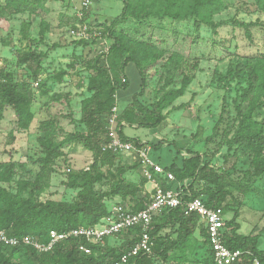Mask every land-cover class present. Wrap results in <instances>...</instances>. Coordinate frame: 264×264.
Returning <instances> with one entry per match:
<instances>
[{"label": "trees", "instance_id": "trees-1", "mask_svg": "<svg viewBox=\"0 0 264 264\" xmlns=\"http://www.w3.org/2000/svg\"><path fill=\"white\" fill-rule=\"evenodd\" d=\"M123 10L106 27L105 34L113 40L108 53L98 56L89 62L88 69L94 74L89 79L87 91L91 94L82 102L81 123L85 131H76L62 136L63 129L57 119L43 121L40 124L41 135L39 144L42 155L36 163L39 171L34 180L18 178L19 174H28L26 164L13 160L0 162V231L9 236H31L42 243L48 241L50 232H70L82 227H92L109 217L111 208L108 200L120 198L122 201H132L133 211L145 208L149 195L145 193L148 181L143 178L140 183L127 179L131 171H140V165L120 163L121 155L112 152L108 120L117 107L118 90H127L130 81L126 69L133 63L141 78V91L135 94L130 106L119 114L117 132L125 142L137 147L150 146L155 150L161 149L165 142L150 143L140 139L130 138L125 132L126 126L158 131L165 128L167 115L165 110L181 109L184 105L174 107L175 102L184 97L187 89L195 79L194 72L199 69V61L190 62L182 53L169 51L161 44L168 45L165 39L147 38L146 35L132 36L131 33L118 30L117 27L135 21L137 23L159 22L172 20L174 22L194 21L198 33L206 26L217 33L225 23H217L214 18L225 8V0H121ZM258 11L264 16V0H254ZM47 0H4L0 5V21L15 15L28 13L36 16L45 11ZM82 8V7H81ZM90 8V7H89ZM89 8H82V17L77 23H88ZM236 27L245 30L248 39L252 40L251 29L260 26L264 31V21L242 22L231 21ZM29 24L22 26V38L30 45L45 42L50 30V24L42 21L40 24V39L30 38ZM139 36V37H138ZM81 44V43H80ZM45 53L28 50L20 53L19 65H27L32 71L33 79L42 72V60ZM104 60V61H103ZM104 63H103V62ZM162 62V68L167 72L168 79L158 93L151 107L144 106L139 98L144 95L148 84L149 71ZM235 74L240 72V79L246 81V87L234 100L236 117L233 134L225 138L228 150L237 149L251 159L250 169L240 180L234 179L228 172L218 171L212 160L205 155L188 151L189 157L183 158L178 166L172 163L164 167L165 171L175 177L168 185L161 182L164 189H177L182 192L184 204L178 208L163 211L155 217L151 237L154 241L152 255L140 254L130 258L126 264H198L195 254L200 244L206 248L205 264H214L212 251L204 224L195 214L186 211V202L194 198H202L208 207L220 208L223 214L234 212V217L226 221V244L232 249L245 252L243 264H251L257 258L264 264V250L259 248L260 236L240 234V208L242 203L235 193L247 196L254 184L264 180V121L257 119L264 110V53L251 57L245 67L237 66ZM176 73H182L181 86L170 88ZM232 73L229 70L228 75ZM67 73L62 71L56 79L62 81ZM235 76V75H233ZM237 75V77H240ZM42 96H48V91H41ZM64 96L54 94L51 100L60 101ZM35 94L31 81H18L14 74L0 70V127L5 118V111L11 108L17 119L19 131L30 129L35 113L33 105ZM214 128L219 130V124ZM125 124V125H124ZM212 142V137L207 139ZM78 144L93 154V161L87 169L70 170L65 185L76 190L77 198L73 203L41 199L42 194L50 187L52 174L56 172L57 161L66 156L65 149ZM221 147V145H220ZM178 154L181 151L178 149ZM142 175V174H141ZM110 182L107 191L97 189L98 185ZM188 183L187 186L185 183ZM199 230L200 238L196 237ZM127 246L121 249L109 245L110 239H105L103 245H90L91 255L79 251L82 239L71 237L57 243L47 253H39L32 247H9L0 244V264H114L134 247L140 240L141 231L138 228L130 230ZM122 236V235H121ZM119 237V236H118ZM250 252L251 255H246Z\"/></svg>", "mask_w": 264, "mask_h": 264}, {"label": "rangeland", "instance_id": "rangeland-1", "mask_svg": "<svg viewBox=\"0 0 264 264\" xmlns=\"http://www.w3.org/2000/svg\"><path fill=\"white\" fill-rule=\"evenodd\" d=\"M85 0H47L46 10L36 16L28 13L15 15L8 21H0V70L14 74L18 81H31L35 94L33 111L35 119L27 131H19L14 111L7 108L5 118L0 127V162L13 160L26 164L28 174H19L18 178L33 181L39 171L36 163L42 155L39 144L40 124L43 121L57 119L63 129L62 136L76 131H85V126L80 122L82 117V102L91 94L87 91L89 79L94 72L88 69L89 62L98 56L108 53L113 40L104 30L119 16L123 10L121 0H90L91 6L88 14L89 33L82 39L77 34V18H80L82 3ZM4 0H0V5ZM237 19L250 23L257 20L264 21V16L258 11L254 0H225V8L214 18L217 23H225L217 33L206 26H202L197 33L194 21L174 22L165 20L159 22L152 20L145 23L131 21L118 26V30L131 33L132 36L146 35L147 38L165 39L168 45L161 44L169 51H178L190 62L199 61V69L194 72L195 79L189 86L184 97L178 99L174 107L184 105V108L165 110L167 115L166 126L158 131L126 126L125 134L130 138L140 139L143 142H165L164 146L152 149L150 157L162 167L172 163L181 165L182 159L189 157L188 151L205 155L216 170L228 172L236 180L243 178L244 173L250 169L251 159L242 151L235 148L228 150L226 137L233 134L236 117L234 100L246 87V81L240 78L237 66L245 67L251 57L264 53V31L260 26L252 28V40L248 39L245 30L231 23ZM50 24V30L45 42L30 45L22 38V26L29 24L30 38L40 39V24L42 21ZM139 37V36H138ZM81 43V44H80ZM36 50L46 54L42 60V72L37 79H33L32 71L27 65H19L20 53ZM104 61V60H103ZM102 61V62H103ZM104 63V62H103ZM162 62L151 68L148 75V84L144 95L139 101L146 107H151L155 102L161 88L168 77L162 68ZM229 70L232 73H229ZM67 73L62 81L55 77L58 73ZM130 81L127 90H118V114L127 109L132 103L135 94L141 91V78L133 63L126 69ZM235 75V76H233ZM239 75L240 77H237ZM182 73H176L170 88L181 86ZM38 83V85H36ZM48 91V96H42L41 91ZM60 94L64 98L54 102L51 96ZM259 121H264V110L258 115ZM219 130L214 128L218 122ZM212 137V142L207 139ZM221 145V147H220ZM178 149L181 155L178 154ZM66 156L57 161L56 172L50 179V187L42 194L43 201L54 200L73 203L77 198V191L69 189L65 182L70 170L87 169L92 161L93 154L84 147L74 144L65 149ZM120 163L131 165V157L120 156ZM127 179L140 183V171H131ZM110 182L98 185L97 189L107 191ZM151 187H145V194H149ZM242 203L240 208V234L260 236L261 250H264V180L259 179L247 196L235 193ZM150 198V196L148 197ZM107 204L112 209L115 205H124L131 208L132 201H122L120 198L108 200ZM234 212L227 213L225 220L230 221ZM133 235L123 234L109 240L113 248L127 246ZM196 237L201 242L199 230ZM202 243V242H201ZM198 264H205L207 258L206 248L200 244L195 254ZM156 264H162L159 261Z\"/></svg>", "mask_w": 264, "mask_h": 264}, {"label": "built area", "instance_id": "built-area-1", "mask_svg": "<svg viewBox=\"0 0 264 264\" xmlns=\"http://www.w3.org/2000/svg\"><path fill=\"white\" fill-rule=\"evenodd\" d=\"M90 6V0H85L82 3L84 9H88ZM78 30L77 34L82 39L87 38L89 33L88 23L81 24ZM118 118L119 114L116 107L113 109V115L108 120L110 138L108 148L115 154L131 157L134 163L140 165L143 178L148 181L152 188L149 191L150 199L145 208L133 211L124 205H115L111 209L110 216L103 219L99 224L65 233L51 231L49 239L45 243L31 236L14 237L9 236L5 231H0V244L9 247H32L39 253H47L57 243L74 237L83 240V243L79 246V251L84 255H91L90 245H103L105 239H112L138 228L141 231L139 242L114 264H126L130 258L140 254H153L154 241L151 237V231L155 217L163 211L182 206L184 204L182 192L177 189H164L161 186L162 181H165L168 185L173 183L175 181L174 175L166 172L164 167L151 159L152 148L150 146L139 148L133 143L125 142L120 138L117 132ZM187 184L186 182L185 185L187 186ZM185 207L187 213L195 214L204 224L214 264H243L245 252L240 249H232L225 242L227 227L222 209L208 207L202 198H194L186 202ZM246 255H251V253L247 252ZM251 264H260V261L255 258Z\"/></svg>", "mask_w": 264, "mask_h": 264}, {"label": "crops", "instance_id": "crops-1", "mask_svg": "<svg viewBox=\"0 0 264 264\" xmlns=\"http://www.w3.org/2000/svg\"><path fill=\"white\" fill-rule=\"evenodd\" d=\"M148 186H150V187H151V185L147 183L146 187H148Z\"/></svg>", "mask_w": 264, "mask_h": 264}]
</instances>
